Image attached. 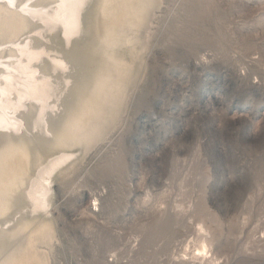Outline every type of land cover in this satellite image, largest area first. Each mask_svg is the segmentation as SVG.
I'll list each match as a JSON object with an SVG mask.
<instances>
[{"label": "rangeland", "instance_id": "rangeland-1", "mask_svg": "<svg viewBox=\"0 0 264 264\" xmlns=\"http://www.w3.org/2000/svg\"><path fill=\"white\" fill-rule=\"evenodd\" d=\"M159 7L120 122L53 186L50 264H264V0ZM201 199L217 261L181 253Z\"/></svg>", "mask_w": 264, "mask_h": 264}, {"label": "bare ground", "instance_id": "bare-ground-1", "mask_svg": "<svg viewBox=\"0 0 264 264\" xmlns=\"http://www.w3.org/2000/svg\"><path fill=\"white\" fill-rule=\"evenodd\" d=\"M162 3L0 0V264L51 263L53 186L120 122ZM193 206L181 253L217 261L206 202Z\"/></svg>", "mask_w": 264, "mask_h": 264}, {"label": "built area", "instance_id": "built-area-1", "mask_svg": "<svg viewBox=\"0 0 264 264\" xmlns=\"http://www.w3.org/2000/svg\"><path fill=\"white\" fill-rule=\"evenodd\" d=\"M97 206V203H95L94 201L91 202V209L95 212L98 210V206Z\"/></svg>", "mask_w": 264, "mask_h": 264}]
</instances>
